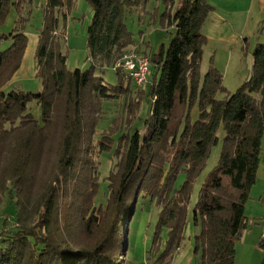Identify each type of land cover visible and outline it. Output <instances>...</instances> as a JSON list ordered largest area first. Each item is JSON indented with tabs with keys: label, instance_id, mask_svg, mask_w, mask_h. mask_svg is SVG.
<instances>
[{
	"label": "trees",
	"instance_id": "trees-1",
	"mask_svg": "<svg viewBox=\"0 0 264 264\" xmlns=\"http://www.w3.org/2000/svg\"><path fill=\"white\" fill-rule=\"evenodd\" d=\"M32 1L0 0V44L11 40L0 50V216L5 214L0 264H135L123 256L141 198L159 208L151 264H170L186 240L194 188L222 127L219 162L193 207L201 225L195 251L198 264H236L237 244L249 227L246 203L262 162L264 41L253 49L251 76L218 99V92L226 91L221 71L211 66L203 79L201 74L208 41L202 28L214 6L208 0H163L161 23L174 27L175 37L156 53L144 52L149 83L138 89L123 67L115 66L136 44L127 16L149 0H87L93 11L87 40L91 65L73 70L67 66L66 24L60 27V18L66 22L76 0H47L36 51L43 90L6 93L28 46L23 12ZM13 11L15 27L1 34ZM262 37L264 19L258 28ZM106 67L117 71V84L97 74ZM120 98L124 113L98 135L103 102ZM32 101L41 107V121L29 111ZM144 102L149 112L138 128ZM196 103L199 117L193 121ZM106 153L114 169L103 198L100 167ZM181 174L185 180L177 187Z\"/></svg>",
	"mask_w": 264,
	"mask_h": 264
},
{
	"label": "rangeland",
	"instance_id": "rangeland-1",
	"mask_svg": "<svg viewBox=\"0 0 264 264\" xmlns=\"http://www.w3.org/2000/svg\"><path fill=\"white\" fill-rule=\"evenodd\" d=\"M179 1V0H177ZM213 3L217 0H208ZM221 1V0H219ZM47 0H33L26 4L23 16L27 18L25 32L28 35V46L24 55L21 68L16 72L12 80L4 87L6 93L13 90H22L25 92L39 93L43 90L41 80L36 76L37 58L36 51L38 46L39 31L43 26V10ZM210 3V2H209ZM211 4V3H210ZM250 0H243L239 5V22L230 19L232 30L226 27L218 31L211 30L210 23L204 27L208 33L207 43L204 46L201 74L202 79L211 68V61L223 74V84L226 91H220L217 94L218 99H226L228 95L235 93L240 86L252 74L253 49L258 37V23L264 16H259L258 9L255 7L253 17H247L246 9L249 7ZM212 5V4H211ZM165 11L163 0H149L146 5L140 4L133 13L126 19L129 30L134 35L136 44L131 48L140 54L156 53L164 44L169 46L175 37L174 27H164L161 23L162 13ZM260 17V18H259ZM248 18V19H247ZM18 15L13 11L8 17L6 23L1 28V34L9 35L16 25ZM93 11L87 0H76L71 13L65 22L63 16L60 18L61 26H65L66 41L63 44V50L67 53V66L73 70L76 68L87 69L91 65L88 59V26L92 22ZM260 21V22H259ZM241 35V36H240ZM225 41L222 42L221 37ZM264 41V37L261 38ZM11 44V40H4L0 44V50L6 49ZM214 66V67H215ZM97 74L102 76L106 82L115 85L118 83L117 71L113 67L99 69ZM147 82L141 87L145 88ZM137 88V87H136ZM135 88V89H136ZM138 89H140L138 87ZM29 111L33 116L42 119L41 107L37 101L29 103ZM123 98L117 100H106L103 102V112L98 117L97 131L98 135L108 131L114 124L117 116L124 112ZM148 103L144 102L140 107L139 117L135 126L141 128V120L148 116ZM191 117L196 121L199 117V106L196 103L191 110ZM224 129L219 131L220 142L213 148L208 160L207 167L198 178L192 195V203L189 206L188 226L186 229V240L180 251V254L171 264H198L200 253L195 251V238L201 231V225L197 224L193 216V207L198 199V193L201 185L209 178L212 170L219 162ZM113 158V157H112ZM110 154L106 153L101 157V196L104 198L108 191L107 177L114 169V161ZM185 175L181 174L177 180V187L182 185ZM104 203V200L101 199ZM246 215L248 217L249 227L246 229V237L237 244L236 264H262L264 260V245L251 246L260 240V231L264 227V140L262 153V167L257 176V181L252 187L250 198L246 203ZM159 208L155 202L149 198H141L137 204V209L132 217L129 226V248L123 256L135 264H151L153 259L149 257L153 235L158 221ZM5 218L4 212L0 216V231L2 222ZM15 218L10 216L9 226L14 225ZM251 232V233H250ZM163 246L166 245L167 232L162 234Z\"/></svg>",
	"mask_w": 264,
	"mask_h": 264
},
{
	"label": "crops",
	"instance_id": "crops-1",
	"mask_svg": "<svg viewBox=\"0 0 264 264\" xmlns=\"http://www.w3.org/2000/svg\"><path fill=\"white\" fill-rule=\"evenodd\" d=\"M241 1H243V0H221V1L217 0V1H213V3L211 1H209L214 6V10L209 14V16H208V18L206 20V23L204 24V26L202 28V31L207 36V38L210 39L208 33L206 34V31H204L203 29L209 23H210V26H211V30L213 29L214 31L220 30V32H221L222 29H225L226 27H228L229 29L232 30V25H231L230 19L235 20L236 18L237 19L239 18L238 12L240 10L238 9L239 8V5H237V4L241 3ZM255 7L258 9L259 16L262 18L264 16V0H250L249 7L246 9L247 17L248 18L249 17H251V18L253 17V15H251V14H253V12L255 10ZM239 20H240V18L238 19V22H239ZM259 24L260 23H258V26H259ZM216 29H218V30H216ZM225 37L226 36H223V37L220 38V39H222V42L225 41L224 40ZM260 40L261 39L258 38L257 41H256V43L258 41H260ZM213 63L214 62L212 60L210 67L211 66H215ZM261 167H262V162L260 164V168H259L258 174L260 172ZM262 229L264 230V227ZM263 230L260 231V240H259V242L256 241V243H254V245H253V241H252V245L251 246H258V245L261 246ZM246 231L244 232V235H243V237L241 239L242 241L246 237ZM179 254H180V252L175 256V258ZM172 261H171V263H172Z\"/></svg>",
	"mask_w": 264,
	"mask_h": 264
},
{
	"label": "built area",
	"instance_id": "built-area-1",
	"mask_svg": "<svg viewBox=\"0 0 264 264\" xmlns=\"http://www.w3.org/2000/svg\"><path fill=\"white\" fill-rule=\"evenodd\" d=\"M120 66L123 67L128 76L139 88L147 82L150 73V59L147 55L140 54L135 50H129L124 54L122 60L116 64L115 68ZM262 240H264V230Z\"/></svg>",
	"mask_w": 264,
	"mask_h": 264
}]
</instances>
